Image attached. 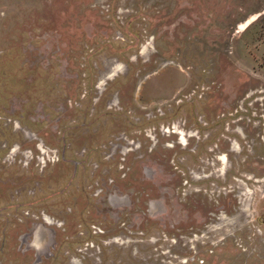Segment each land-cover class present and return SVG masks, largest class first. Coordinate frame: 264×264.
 <instances>
[{
    "label": "rangeland",
    "instance_id": "rangeland-1",
    "mask_svg": "<svg viewBox=\"0 0 264 264\" xmlns=\"http://www.w3.org/2000/svg\"><path fill=\"white\" fill-rule=\"evenodd\" d=\"M0 264H264V0H0Z\"/></svg>",
    "mask_w": 264,
    "mask_h": 264
},
{
    "label": "bare ground",
    "instance_id": "bare-ground-1",
    "mask_svg": "<svg viewBox=\"0 0 264 264\" xmlns=\"http://www.w3.org/2000/svg\"><path fill=\"white\" fill-rule=\"evenodd\" d=\"M243 27H245V26H241V28H240V29H243Z\"/></svg>",
    "mask_w": 264,
    "mask_h": 264
}]
</instances>
